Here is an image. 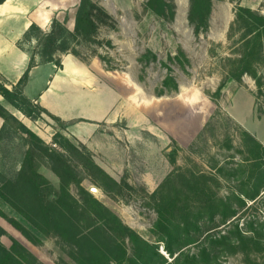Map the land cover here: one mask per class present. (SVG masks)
Returning a JSON list of instances; mask_svg holds the SVG:
<instances>
[{"label": "rangeland", "instance_id": "obj_1", "mask_svg": "<svg viewBox=\"0 0 264 264\" xmlns=\"http://www.w3.org/2000/svg\"><path fill=\"white\" fill-rule=\"evenodd\" d=\"M93 1L103 10L95 17L97 33L92 40L80 39L75 51L122 95V108L130 119L122 116L113 123H100L84 143L69 131L70 125L46 113L32 120L23 112L18 118L8 110L18 120H7L0 139V175L18 178L19 204L37 223L0 197V207L24 224L31 236L0 215V225L7 231L0 239L10 246L11 237L17 238L37 264H87L92 245L102 246L109 238L133 254L134 243L124 226L160 243L159 251L169 257L153 232L158 213L152 203L164 196L192 193L193 175L218 177L220 165L229 168L244 156L253 157L257 141L264 145V61L258 65L261 86L248 73L241 80L232 75L246 33L242 23H236L238 8L264 14V0H210L208 26L199 30L198 22L189 18L192 0H166L168 6L161 13L152 9L149 0ZM66 25L72 26L68 21ZM24 127L51 147H56L57 132L76 144L82 142L120 188L113 186L110 194L104 191L92 181L99 174L75 157L69 163L72 170L63 169L60 175L41 151L42 156L34 157L40 176L33 177L24 168L20 171L31 148ZM220 181L219 192L230 193L235 182ZM94 186L100 192L92 191ZM248 204L241 211L242 221L264 218V195ZM214 224L205 222L206 228ZM228 227L221 225L211 232ZM219 261L264 264V252L253 262L241 253L222 254Z\"/></svg>", "mask_w": 264, "mask_h": 264}, {"label": "trees", "instance_id": "obj_2", "mask_svg": "<svg viewBox=\"0 0 264 264\" xmlns=\"http://www.w3.org/2000/svg\"><path fill=\"white\" fill-rule=\"evenodd\" d=\"M6 0H0L3 3ZM148 4L156 13L163 12L168 3L166 0H149ZM102 8L93 0H79L75 12L74 27L69 28L66 21L54 19L50 31L45 32L39 25L33 23L19 41L20 47L25 49L26 43L33 38L37 44L30 53L28 69L16 85L7 86L6 80L0 78V94L4 100L32 120H37L42 113H46L62 125L69 126L79 119L65 121L52 114L40 104L35 103L24 93V86L28 79V73L33 66L48 61H56L61 66L60 53H72L79 57L75 51V45L83 40L94 39L98 23L95 17L102 13ZM211 12L210 0H192L190 21L198 22L196 29L208 26V18ZM99 16V15H98ZM236 23H242L241 27L246 33L242 38L243 52L237 61L233 62L232 75L241 80L244 74H250L259 86L263 79L258 70V65L264 61V14L249 7L240 6L236 14ZM38 57V58H37ZM0 116L4 124L0 130V139L6 129L9 118L18 120L12 115L6 106L0 101ZM31 148L27 151L23 170H30L33 177L40 176L34 163L36 154L44 152L53 169L61 175L63 169L69 170L72 157L79 162L94 169L99 177H92V181L104 191L114 192L120 188V183L109 175L94 160L92 151L82 142L77 144L69 140L62 133L54 135L53 142L56 147H51L30 128L24 127ZM256 150L253 157L244 158L227 168L225 165L218 167V177L209 176L206 173L193 175L189 187L192 193L183 196H164L156 199L152 205L158 213V218L153 232L157 236V242H162L166 257L159 251V244L141 237L128 226L124 228L130 233L134 243L133 254H128L123 243L114 238L105 239L101 246L94 243L91 254H88L87 264H222L219 258L226 253H241L246 261L253 262L256 256L264 252V218L259 221H242L241 211L249 208V201H257L264 195V145L255 142ZM37 149L38 151H36ZM43 154V153H42ZM42 156V155H41ZM70 163V164H69ZM250 167V169H249ZM0 175V197L9 202L23 216L32 223L37 224L30 213L23 209L18 200L20 181L18 178H3ZM221 178L227 182H233L230 193L219 192ZM2 179V180H1ZM216 185H212V181ZM31 181L33 178L31 177ZM216 186H219L217 189ZM0 215L23 235L30 238L28 229L19 220L9 216L1 207ZM205 222L215 223L206 228ZM221 225L229 226L227 230L211 232ZM5 228L0 225V236L6 234ZM10 246L5 245L0 239V264H37L36 257L15 237H11ZM196 246L191 248V246ZM81 264H86L82 262Z\"/></svg>", "mask_w": 264, "mask_h": 264}, {"label": "crops", "instance_id": "obj_3", "mask_svg": "<svg viewBox=\"0 0 264 264\" xmlns=\"http://www.w3.org/2000/svg\"><path fill=\"white\" fill-rule=\"evenodd\" d=\"M78 3L79 0H6L0 3V78L6 80L9 88L16 85L28 69L30 53L27 48L37 44L33 38L24 44L25 49L19 45L30 25L36 23L48 32L53 20L58 19L68 21L73 28ZM57 56L61 66L56 61H48L30 68L24 86L26 96L62 120L79 119L68 129L84 143L94 135L100 123H113L122 116L130 119L123 111L122 95L101 80L92 70V64L72 53ZM0 101L18 118L23 116L1 94ZM3 124L0 116V130Z\"/></svg>", "mask_w": 264, "mask_h": 264}, {"label": "water", "instance_id": "obj_4", "mask_svg": "<svg viewBox=\"0 0 264 264\" xmlns=\"http://www.w3.org/2000/svg\"><path fill=\"white\" fill-rule=\"evenodd\" d=\"M91 189H92V191H94V192H97V193L100 192V190H99L98 187H95V186H94V187H92Z\"/></svg>", "mask_w": 264, "mask_h": 264}]
</instances>
